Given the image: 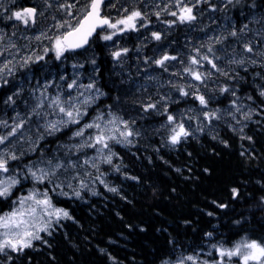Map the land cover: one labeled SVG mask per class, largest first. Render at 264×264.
<instances>
[{"label": "snow or ice", "instance_id": "obj_1", "mask_svg": "<svg viewBox=\"0 0 264 264\" xmlns=\"http://www.w3.org/2000/svg\"><path fill=\"white\" fill-rule=\"evenodd\" d=\"M13 4L15 0H9L8 5H5L4 0H0V9L8 12L5 16L6 20L16 21L25 28L36 27L47 10L53 7L50 0H41L40 4L15 10L11 9ZM201 4H209L211 7L209 0H195L194 3L175 0L174 5H166L164 10L177 9L178 11H169L168 14L177 17L181 24H191L197 19L193 10ZM242 4L243 0H224L220 10L241 7ZM77 5H79L78 8ZM103 5L104 0H73L72 3H57V9L64 10L65 18L52 26L55 32L51 35H49L52 31L50 28L47 31H39V34L34 37L27 38L36 41L46 39L49 45L43 47L40 54L33 52L31 55L21 57L20 66L27 67L31 63L44 60L49 52H53L55 59L60 60L66 53L86 50L94 35L97 39L112 41L117 34L137 31V21H140L143 27H148L146 15L135 7L130 12L128 8H124L123 11L128 14L113 22L108 16L102 14ZM249 7L254 8L255 4ZM73 9H76L75 12ZM216 10L211 7V11ZM154 14L159 19L160 12ZM52 18L56 19L54 16ZM225 21V25L217 34L207 37L204 53L196 49L195 56L188 57L189 63L184 66L183 73L190 78L189 81L183 85L168 82L181 97H190L197 107H190L183 112L173 114L169 111L170 104L178 101L165 95H160L156 100L149 98L140 105L143 112L151 111L165 118L157 131L165 132V143L173 148L187 142L189 137L195 138V132H203L205 128L211 130L214 121L226 122L233 132L241 134V140H251V137L243 135L244 128L254 115H264V107H260L264 105V15L259 18L252 16L248 23L240 28H237L235 23H228L230 17L225 16ZM253 24H260L261 27L250 28L249 25ZM15 34L13 32V35ZM5 35L0 33V56L8 52L13 58L5 59L0 64V85L7 84L6 77L13 75L17 67L15 57L19 52L18 49L16 53L11 51L17 48L16 43L11 39L4 43ZM150 35L157 42L162 40L159 31H151ZM229 41L231 43H227ZM129 51L127 47H122L111 51L110 55L114 61L122 64V57H126ZM175 60H177L176 56H170L165 52L152 63L167 72L166 62ZM219 61L222 63H218ZM90 63L95 65L96 60L93 58ZM144 63L148 64V60L145 59ZM205 64L210 68H204ZM72 67L76 69L83 65L74 63ZM250 69L254 96L242 93L241 88L236 86L246 82L245 76L241 73L247 74ZM171 75L179 74L174 72ZM221 78L223 83H213L210 87L209 81ZM66 79L64 76L60 77L61 81ZM51 86L49 83L44 84L27 117H21L17 113L11 125L7 121L0 120V127L6 129L5 133L0 134V199L9 200L17 191H22L26 182L32 185L26 194L17 195L11 200L10 211L0 215V264H13L14 259L24 256L26 250L34 249L37 241L47 245L48 241L45 237L52 236L56 228L61 225V221L73 220L69 210L58 206L59 201L55 199L56 197L82 199V194L86 191L96 195L92 185L97 182L108 191L115 193L117 189L107 184L101 166L106 164L115 171H119V166L113 163L114 158H117L114 146L132 145L134 139L140 136L139 130L134 128V121L117 115L111 110L110 105L107 110L97 109L95 115L84 120V117L89 115V107L105 95L93 80H89L86 84L79 82L74 73L71 81L65 85L66 94L59 85L56 86L57 91L54 95L48 94L47 90ZM201 88L206 91L202 92ZM218 96L229 99L226 109L210 106ZM257 99L259 105L256 103ZM5 103H14L13 97H7ZM32 116L42 121L39 127L43 129V133L38 132L35 140L27 136L24 131L25 124ZM193 123L195 128L192 127ZM70 126H77L71 129L69 136L71 143L59 146L57 153L50 157H45L41 151L38 160H24L26 155L35 152L38 141L44 139L45 134L52 136ZM221 143L224 142L221 141ZM25 144L28 145L27 149L24 148ZM224 146L228 145L224 143ZM61 149H63V155L59 154ZM87 149L93 150V155L89 156L84 151ZM240 154L243 156L245 153L242 151ZM74 156L75 159H73ZM177 171L179 172L180 169ZM208 171L204 169L205 173ZM261 187L264 188V185ZM239 195L238 188H231L233 199L238 198ZM213 203L216 208H227V205L222 202L213 201ZM260 203L264 205V196L261 197ZM207 215L212 216L213 213L208 212ZM206 236L209 240L214 239L212 232L206 233ZM211 248L215 249L218 257L212 261L201 260L198 254L175 253L174 250L173 253L166 254V258L162 257L160 264H233L234 258L235 264H264V242L256 239L244 238L233 243L231 247L212 243ZM208 254L211 255V252Z\"/></svg>", "mask_w": 264, "mask_h": 264}, {"label": "trees", "instance_id": "obj_2", "mask_svg": "<svg viewBox=\"0 0 264 264\" xmlns=\"http://www.w3.org/2000/svg\"><path fill=\"white\" fill-rule=\"evenodd\" d=\"M253 3L256 9L264 8V0H243L241 7L225 10L239 20ZM95 49L100 57L102 86L108 94L98 107L104 110L126 101L119 95L126 85L114 76L112 61L100 40H96ZM50 60L51 56H46L41 65ZM241 75L246 82L236 86L254 96L252 70ZM6 92V88L0 90V103ZM256 103L259 105L258 99ZM195 104L190 98L169 111ZM228 104L229 99L218 96L210 106L225 109ZM88 113L86 118L93 115ZM154 117L156 121L165 119H158L157 114ZM70 135L66 130L45 137L40 148L24 160H38L41 151L50 156ZM240 135L222 124L215 139L203 133L174 149L138 146L131 150L115 145L120 170L109 174L118 190H101L82 200L56 197L58 206L69 210L73 220L61 221L53 235L45 237L47 245L35 242L34 249L26 250L13 264H160L161 258L174 250L198 254L208 251L212 243L231 247L244 238L264 242V205L260 203L264 196V115L254 116L244 128L243 135L251 140H241ZM31 186L26 182L9 200L0 199V215L10 211L11 200L26 194ZM233 187L240 193L236 199L231 196ZM213 201L227 208H216ZM208 212L213 215L208 216ZM208 232L213 233V240L206 236Z\"/></svg>", "mask_w": 264, "mask_h": 264}, {"label": "rangeland", "instance_id": "obj_3", "mask_svg": "<svg viewBox=\"0 0 264 264\" xmlns=\"http://www.w3.org/2000/svg\"><path fill=\"white\" fill-rule=\"evenodd\" d=\"M22 1L23 0H15V4L11 5V9L15 10L16 8H20ZM27 1L33 4L41 3V0ZM4 2L5 5L9 4V0H4ZM50 2L53 4V7L48 9L45 13V16L39 20V28L37 31H34L35 27L25 28L23 25H19L16 21L6 20L5 16L8 15V12L0 9V33L6 34L4 43L6 44L8 40L11 39L17 45V48L12 49L11 51L16 53L17 49L19 50L18 55L15 57L17 67L15 68L13 75L6 77L8 81L7 84L0 85V90L5 88L7 90V92L4 93V100H2L0 103V120L7 121L9 125L14 122V118H16L17 113H19L21 117L28 116L36 103V96H38L39 92L43 90L45 83L52 85L47 90L48 94L54 95L57 91V85H59L60 89L66 94L67 89L65 85L67 82L71 81L74 73H76V78L79 82L86 84L89 82V80H93L96 83V86L103 93H105L104 96L100 97L98 101L89 107L88 111H91L93 115H95L94 113L98 109L101 99L108 98L107 91L99 85L97 79L99 72L98 61L100 58L97 54V51L95 54H92L93 52L88 50L83 55H72L66 53L65 57H62L60 60H56L54 53L49 52L46 56H51V60L49 64H46V67L43 65V62L41 65V61L37 63H31L27 67L20 66L21 57L31 55L33 52L40 54L43 47L49 45V41L46 39L42 41H36L35 39L29 40L27 38L34 37L35 35L39 34V31H47L50 28L52 31L49 32V35L54 33L55 28L52 26L57 21L65 18L64 10H58L56 4L65 2L72 3L73 0H50ZM184 2L194 3L195 0H184ZM209 2L212 3L213 0H209ZM223 3L224 0H222L220 4L211 5V7L217 9L215 12L211 11L209 4H201L193 10L194 14L197 16V19L191 24H181L177 17H173L168 14L169 11H178L177 9L169 8L168 11L164 10L166 5H174L175 0H106V16H108L113 22L128 14L123 11L124 8H128L130 12L132 8L135 7L140 10L143 15H146L148 24V27H143L142 23L137 21V31H125L122 34H117L113 37L112 41L100 40V43L105 45V51L110 57V52L118 48L127 47L130 50L126 57H122V64L118 61H114L111 57L113 62L112 67L115 69L114 76H117L118 79L121 80V84L126 85V88L123 90V94L119 93V95L121 94L126 98V101L115 103L111 110L126 120H133L134 128L139 130L140 136L134 139V143L132 145H119L120 147L131 150L137 148L138 146L143 147L146 150H152L156 146L173 148L165 143V132L163 130L157 131V129H160L161 124L164 123V120L156 121L154 112H143L142 108H139L138 106L141 105L142 102H146L149 98L156 100L160 95L169 96L172 100L178 101L177 103L170 104L169 109L177 104L189 100L190 97H181L176 89L171 87L168 83L169 81H172L173 83L183 85L189 81L190 78L185 73H183L184 66L189 63L188 57L195 56L196 49H200L201 53L206 51L207 37L217 34L218 31L225 25V16L230 17V21H228V23H235L236 27L240 28L243 24L248 23L252 16L255 15L257 18H259L261 15H264V12L259 13L256 8H252L249 10L250 12L248 14H241V20L238 21L235 16H229L225 10H220L223 7ZM78 7L79 5H77V8ZM75 10L76 9H73L74 12ZM155 12H160L159 19H157L156 15L154 14ZM53 16L56 17L55 20H53ZM170 23L171 27H169ZM249 26L253 29L261 27L260 24H253ZM179 28H181V33L183 36L181 40L174 39L176 37L174 36V33H176ZM151 31H159L162 35V40L157 42L152 39L150 35ZM13 32L16 34L13 35ZM170 34L171 36H168ZM145 37H147V39H145ZM227 43H231V41ZM201 45H205V47H201ZM217 47L220 46L217 45ZM137 49H139V51H137ZM165 52L170 56L177 57V60L175 61L166 62L168 66L167 72H164L163 69L152 63L154 59L159 58ZM218 55H222V53H218ZM12 58L13 57L10 56L8 52H5L4 56H0V64H2L5 59ZM93 58L96 60L95 65L90 63L91 59ZM145 59L148 60V64L144 63ZM39 63L40 66H37L36 70H32L31 68L28 69L29 66H33L34 64L38 65ZM74 63L78 65L82 64L83 67H77L76 69H73L72 65ZM218 63H222V61H219ZM86 68L89 71H87ZM204 68H210V66L205 64ZM174 72L178 73L179 75H171ZM61 76H64L67 79L61 81ZM181 76L183 78H181ZM100 82L103 81L101 80ZM213 83H222V78L219 80L209 81L210 87L213 86ZM201 91L204 92L206 90L201 88ZM118 92L119 91H116V93ZM14 93H17V95H14ZM9 96L13 97L14 103H5L7 97ZM190 107L194 108L197 107V105H189L185 108L172 110L171 112L173 114H177ZM90 118L84 117V120H88ZM160 118H162V116L158 115V119ZM83 122L84 121H82V123ZM41 123L42 121L38 120L37 117L32 116L28 123L25 124V134L27 136H31L32 139L35 140L38 132L43 133V129L39 127ZM222 124L227 125V123L224 121H214L211 130H209V128H205L203 132H195L194 136L198 137L200 134L207 133L213 137H216ZM75 127L77 126H70L64 131L69 130L71 132V129ZM192 127L195 128L194 123ZM5 132L6 129L0 127V134ZM60 133H63V131L49 137L56 136ZM47 136L48 135L45 134L44 138ZM43 142L44 139L38 141V147L36 148L35 152L40 148ZM67 143H71V141L68 140V142L64 144ZM58 147L53 150L52 154L57 153ZM24 148L27 149L28 145L25 144ZM84 151H86L89 156L93 155V150L91 149ZM114 151L116 152L115 149ZM32 154L33 153H30L24 158L26 159L27 157H31ZM59 154L63 155V149L60 150ZM81 156H83V153H81ZM73 159H75V156ZM113 163L119 166L118 158H114ZM101 170L105 173V180L107 184L110 187H115L118 190L116 182L109 174L111 170H115L106 164L101 166ZM116 173H119V171H116ZM92 188L97 193L96 195H98L101 190L104 192L113 193L108 191L98 182L92 185ZM87 196L95 195H92L90 192L86 191L82 194V199L86 198ZM208 250L211 252V255L208 254L207 257H204L201 256L203 252H199L198 255L200 256V259L212 261V258H218L215 249L211 248V244H209ZM234 260L235 258L233 259V264H235Z\"/></svg>", "mask_w": 264, "mask_h": 264}, {"label": "flooded vegetation", "instance_id": "obj_4", "mask_svg": "<svg viewBox=\"0 0 264 264\" xmlns=\"http://www.w3.org/2000/svg\"><path fill=\"white\" fill-rule=\"evenodd\" d=\"M33 5V3H30L29 1H27V0H25V1H23V2H21V7H29V6H32ZM105 8H106V3H105ZM104 12H105V15H107L106 14V10H104ZM39 28V24H37V27H35L34 28V31H37V29ZM96 40H98L97 39V37L95 36V38L94 39H92L91 40V44H90V51L91 52H93L92 54H95V52H96V49H95V41ZM98 64H99V61H98ZM98 67H99V65H98ZM100 68V67H99ZM99 75H100V72H99ZM102 79V78H101ZM103 82H101V84H102Z\"/></svg>", "mask_w": 264, "mask_h": 264}, {"label": "bare ground", "instance_id": "obj_5", "mask_svg": "<svg viewBox=\"0 0 264 264\" xmlns=\"http://www.w3.org/2000/svg\"><path fill=\"white\" fill-rule=\"evenodd\" d=\"M185 33V32H184ZM192 36V35H191ZM190 52V51H189ZM140 140V139H139Z\"/></svg>", "mask_w": 264, "mask_h": 264}, {"label": "water", "instance_id": "obj_6", "mask_svg": "<svg viewBox=\"0 0 264 264\" xmlns=\"http://www.w3.org/2000/svg\"><path fill=\"white\" fill-rule=\"evenodd\" d=\"M81 51V50H80Z\"/></svg>", "mask_w": 264, "mask_h": 264}]
</instances>
